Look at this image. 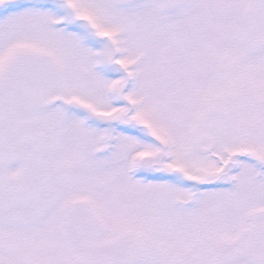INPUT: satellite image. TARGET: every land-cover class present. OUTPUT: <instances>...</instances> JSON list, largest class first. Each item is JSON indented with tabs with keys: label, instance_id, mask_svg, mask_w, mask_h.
Masks as SVG:
<instances>
[{
	"label": "snow or ice",
	"instance_id": "obj_1",
	"mask_svg": "<svg viewBox=\"0 0 264 264\" xmlns=\"http://www.w3.org/2000/svg\"><path fill=\"white\" fill-rule=\"evenodd\" d=\"M0 264H264V0H0Z\"/></svg>",
	"mask_w": 264,
	"mask_h": 264
}]
</instances>
